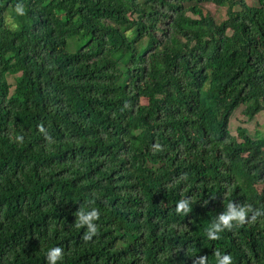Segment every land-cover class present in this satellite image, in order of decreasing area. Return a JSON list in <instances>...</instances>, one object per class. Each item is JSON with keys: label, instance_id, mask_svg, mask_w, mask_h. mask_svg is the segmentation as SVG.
Wrapping results in <instances>:
<instances>
[{"label": "trees", "instance_id": "trees-1", "mask_svg": "<svg viewBox=\"0 0 264 264\" xmlns=\"http://www.w3.org/2000/svg\"><path fill=\"white\" fill-rule=\"evenodd\" d=\"M240 108L264 113V0H0V264H264ZM229 202L261 215L209 239Z\"/></svg>", "mask_w": 264, "mask_h": 264}, {"label": "clouds", "instance_id": "clouds-1", "mask_svg": "<svg viewBox=\"0 0 264 264\" xmlns=\"http://www.w3.org/2000/svg\"><path fill=\"white\" fill-rule=\"evenodd\" d=\"M14 14L16 16H22L24 14V8L22 5L17 4L14 8ZM11 22V21H10ZM13 27L16 25L13 24ZM43 131V130H42ZM16 141H22V136H16ZM177 212L183 211L187 213L189 211V204L187 200H180L176 205ZM251 212L252 215L250 219H255L256 216L261 215L260 210H252L251 206H240L229 202L225 211L219 214L214 222L206 229V235L209 239H218L219 234L225 229H230L233 226V222L236 224H241L245 222V218L248 213ZM99 212L92 208L91 210L77 211V221L76 226H86V234L84 235L85 240L91 239L92 236L97 234V224L94 221L98 218ZM216 264H232V258L228 254H221L219 251L215 253ZM47 264H57L58 260H62V249L60 247H54L47 252L46 256ZM206 257L200 256L197 258L198 264H205ZM194 262V264H197Z\"/></svg>", "mask_w": 264, "mask_h": 264}, {"label": "rangeland", "instance_id": "rangeland-1", "mask_svg": "<svg viewBox=\"0 0 264 264\" xmlns=\"http://www.w3.org/2000/svg\"><path fill=\"white\" fill-rule=\"evenodd\" d=\"M249 6H256L257 0H244ZM203 7L211 13V15L216 16L217 10L212 4H204ZM224 10L220 12V16L224 18ZM219 16V12H218ZM8 83L13 84L14 83V76H8ZM242 108L238 109L230 118L229 121V131L231 134H236V130L239 126L244 127L247 130L248 135L251 138H257L259 135L264 133V113H260L257 117L253 118L252 121H248L245 124H241V121L244 120V118L240 115ZM257 133L259 135L257 136Z\"/></svg>", "mask_w": 264, "mask_h": 264}]
</instances>
